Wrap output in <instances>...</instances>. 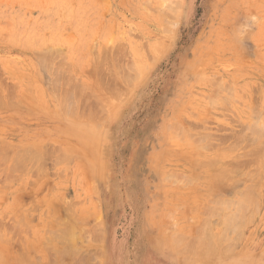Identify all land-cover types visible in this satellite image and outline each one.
Wrapping results in <instances>:
<instances>
[{
  "label": "rangeland",
  "instance_id": "1",
  "mask_svg": "<svg viewBox=\"0 0 264 264\" xmlns=\"http://www.w3.org/2000/svg\"><path fill=\"white\" fill-rule=\"evenodd\" d=\"M0 104V264H264V0H0Z\"/></svg>",
  "mask_w": 264,
  "mask_h": 264
},
{
  "label": "bare ground",
  "instance_id": "2",
  "mask_svg": "<svg viewBox=\"0 0 264 264\" xmlns=\"http://www.w3.org/2000/svg\"><path fill=\"white\" fill-rule=\"evenodd\" d=\"M172 2H173V1H172ZM170 3H171V2H170ZM42 54H43V53H42ZM47 54H48V53H47ZM51 54H53V53H51ZM59 54H60V53H59ZM101 54H105V52H103V53H101ZM40 55H41V53H40ZM40 55H39V56H40ZM43 55H44V54H43ZM48 55H49V54H48ZM55 55H56V54H55ZM109 55H110V54H109ZM52 56H53V55H52ZM101 56H103V55H101ZM50 57H51V56H50ZM44 58H46V61H47V58H49V57H45V56H44ZM44 58H43V59H44ZM53 58H56V57H53ZM102 58H103V57H102ZM102 58H101V60H102ZM105 58H106V55H105ZM107 58H108V55H107ZM57 59H58V58H57ZM61 59H62V58H61ZM103 59H104V58H103ZM94 60H95V59H94ZM50 61H51V59H50ZM52 61H53V59H52ZM99 61H100V60H99ZM39 62H40V59H39ZM44 62H45V60H44ZM59 62H60V61H57L56 63L59 64ZM61 62H62V61H61ZM106 62H107V61H106ZM40 63H41V62H40ZM63 63H64V62H63ZM101 63H102V61H100V64H101ZM47 64H48V63H47ZM102 64H103V63H102ZM55 65H56V64H55ZM97 65H98V64H97ZM109 65H111V64H109ZM109 65L107 64V66H109ZM40 66H41V65H40ZM60 66H62V65L60 64ZM68 66H69V65H68ZM101 66H102V65H101ZM101 66L99 65V67H101ZM107 66H106V67H107ZM46 67H47V65H46ZM55 67H56V66H55ZM65 67H67V66H65ZM102 67H103V66H102ZM102 67H101V68H102ZM59 68H60V67H58V69H59ZM68 68H69V67H68ZM110 68H111V67H110ZM47 69H48V68H47ZM54 69H55V68H54ZM56 69H57V68H56ZM58 69H57V70H58ZM64 69H65V68H64ZM88 69H89V68H88ZM97 69H98V66H97ZM114 69H115V67H114ZM60 70H61V69H60ZM99 70H102V69L99 68ZM104 70H105V69H104ZM106 70H107V69H106ZM50 71H51V70H50ZM50 71H49V72H50ZM62 71H63V70H62ZM64 71H66V70H64ZM107 71H108V70H107ZM109 71H110V70H109ZM43 72H44V71H43ZM46 72H47V71H46ZM60 72H61V71H60ZM60 72H59V73H60ZM66 72H67V71H66ZM69 72H70V71H69ZM69 72H67V74L70 76L71 74H69ZM48 74H49V73H48ZM56 74H57V73H56ZM60 74L62 75L63 72L60 73ZM52 75H54V74H52ZM95 75H96V74H95ZM59 76H60V75H59ZM59 76H58V78H59ZM101 76H103V74H102ZM61 77L63 78V76H61ZM95 77H96V76H95ZM51 78H53V77H51ZM56 78H57V77H56ZM65 78H66V76L64 75V79H65ZM72 78H73V77H72ZM98 78H99V77H98ZM123 78H124V77H123ZM53 79H54V78H53ZM69 79H71V78H69ZM74 79H75V78H74ZM101 79H102V78H101ZM61 80H62V79H61ZM97 80H98V79H97ZM97 80H96V81H97ZM102 80H103V79H102ZM102 80H101V82H102ZM77 81H78V80H77ZM52 82H53V81H52ZM52 82H50V84H51ZM54 82H56V81H54ZM62 82H63V81H62ZM64 82H66V81H64ZM68 82H70V80H68ZM72 82H73V79H72ZM58 83H59V82H58ZM70 83H71V82H70ZM73 83H74V82H73ZM98 83H99V81H98ZM67 84H68V83H67ZM74 84H77V83L75 82ZM62 85H63V83H62ZM69 85H70V84H69ZM78 85H79V84H78ZM91 85H92V84H91ZM100 85H101V84H100ZM102 85H103V82H102ZM107 85H109V84H107ZM55 86H56V85H55ZM67 86H68V85H67ZM79 86H80V85H79ZM105 86H106V84L104 85V87H105ZM80 87H82V86H80ZM106 87H107V86H106ZM106 87H105V89H106ZM108 87H109V86H108ZM54 88H55V87H54ZM61 88H62V87H61ZM86 88H87V86H86ZM74 89H75V88H73V90H74ZM77 89H83V88H79V87H78ZM77 89H75V90H77ZM107 89H108V88H107ZM109 89H110V88H109ZM60 90H61V89H60ZM60 90H59V91H60ZM64 90L67 91L66 89H63V91H64ZM71 90H72V89H71ZM87 90H88V88H87ZM103 90H104V89H103ZM54 91H55V89H54ZM65 91H64V92H65ZM68 91H69V89H68ZM68 91H67V93H68ZM77 91H78V90H77ZM89 91H90V90H89ZM110 91H111V89H110ZM74 92H75V91H74ZM74 92H73V93H74ZM100 92H101V91H100ZM61 93H62V90H61ZM67 93H65V94L68 95ZM69 93L71 94V91H70ZM80 93H81V92H80ZM93 93H94V92H92V94H93ZM101 93H102V92H101ZM54 94H55V92H54ZM65 94H64V95H65ZM76 94H77V95H76ZM76 94H74V95H76V96L79 95L78 93H76ZM81 94H82V93H81ZM92 94H91V96H92ZM102 94H103V93H102ZM6 95H7V94H6ZM58 95H59V94H58ZM61 95H63V94H60V96H61ZM85 95H86V94H85ZM95 95H96V94H95ZM110 95H111V94H110ZM8 96H9V95H8ZM11 96H12V95H11ZM80 96H81V95H80ZM89 96H90V94L88 95V97H89ZM5 97H6V96H5ZM63 97H64V96H63ZM72 97L74 98V96H72ZM93 97H95V96L93 95ZM93 97H92V98H93ZM97 97H99V96H97ZM6 98H7V97H6ZM75 98H76V97H75ZM75 98H74V99H75ZM80 98H81V97H80ZM86 98H87V96H86ZM60 99L63 100V98H61V97H60ZM78 99H79V97H78ZM81 99H83V98H81ZM88 99H89V98H87V102H88ZM94 99H95V98H94ZM83 100H84V99H83ZM99 100H100V99H99ZM70 101H71V100H69V102H70ZM93 101H95V100H93ZM93 101H92V103H93ZM26 102H27V101H26ZM57 102H58V101H57ZM63 102H64V101H63ZM63 102H62V103H63ZM66 102H67V101H66ZM66 102H65V103H66ZM76 102H77V101H76ZM87 102H86V104H87ZM13 103H14V102H13ZM67 103H68V102H67ZM67 103H66V104H67ZM6 104H7V103H6ZM11 104H12V103H11ZM63 104H64V103H63ZM73 104H74V103H73ZM75 104H76V103H75ZM0 105H1V104H0ZM68 105H69V104H68ZM68 105H67V106H68ZM83 105H84V104H83ZM87 105H88V104H87ZM87 105H86V106H87ZM97 105H98V107H100L99 104H97ZM8 106H9V105H8ZM69 106H70V105H69ZM89 106H90V105H89ZM9 107H10V106H9ZM60 107H61V106H60ZM62 107H63V106H62ZM71 108H72V107H71ZM73 108H74V107H73ZM66 109H69V108H66ZM66 109H65V110H66ZM80 109H81V108H80ZM86 109H87V108H86ZM63 110H64V108H63ZM63 110H62V111H63ZM71 110H72V109H71ZM71 110H69V111L71 112ZM76 110H77V109H76ZM78 110H79V109H78ZM81 111H82V109H81ZM88 111H89V109H88ZM76 112H77V111H76ZM71 113H72V112H71ZM74 113H75V112H74ZM78 113H79V112H78ZM66 114H67V112H66ZM72 114H73V113H72ZM67 115H68V114H67ZM76 115H77V114H76ZM72 117H75V116L72 115ZM76 117H77V116H76ZM252 125H254V124H252ZM250 126H251V125H250ZM255 126L257 127V124H256ZM255 126H254V127H255ZM261 127H262V126H261ZM261 127L258 126V129H259V128L261 129ZM251 128H252V127H251ZM256 129H257V128H256ZM258 129H257V130H258ZM254 130H255V129H254ZM262 130H263V129H262ZM255 131H256V130H255ZM256 132H257V133H255V135L261 133V132L258 133V131H256ZM263 132H264V130H263ZM263 132H262L261 134H263ZM248 134H249V133H248ZM248 134H247V135H248ZM261 134H260V135H261ZM252 135H253V133H252ZM260 135H259V137H260ZM263 135H264V134H263ZM263 135H261V137H262ZM205 136H206V135H205ZM256 136H257V135H256ZM237 137H238V136H237ZM250 137H251V136H250ZM250 137H249V138H250ZM259 137H257V139H258ZM235 138H236V137H235ZM235 138H234V139H235ZM238 138H239V137H238ZM241 138H242V137H241ZM243 138H244V137H243ZM245 138H246V137H245ZM247 138H248V137H247ZM251 138H252V137H251ZM260 139H261V138H260ZM262 139H263V138H262ZM241 140H242V139H241ZM255 140H256V139H255ZM239 141H240V139H239ZM252 141H254V140H252ZM257 141H258V140H257ZM263 141H264V140H263ZM236 142H237V140H236ZM255 142H256V141H255ZM246 143H247V142H246ZM259 143H260V141H259ZM262 143H263V142H261V143L259 144V146H261ZM249 144H251V143L249 142ZM249 144H248V145H249ZM253 144H254V143H253ZM253 144H252V145H253ZM245 146H246V145H245ZM262 146H263V144H262ZM263 147H264V146H263ZM263 147L260 148V149H261V150H259L260 153H258V152L255 153V151H254V153H255V154H260V155H261V151H262V153L264 152L263 149H262ZM254 148H256V147H254ZM252 149H253V148H252ZM258 149H259V148H258ZM26 150H28V149L26 148ZM31 150H32V149H31ZM255 150H256V149H255ZM28 151H29V150H28ZM249 151H251V150H249ZM6 152H8V151L6 150ZM25 152H26V151H24V154H25ZM30 152H31V151H29V154L32 153V152H31V153H30ZM35 152H36V151H35ZM40 152H41V151H40ZM251 152H252V151H251ZM21 153H22V152H21ZM254 153H253V154H254ZM3 154H4V153H3ZM3 154H2V155H3ZM24 154H23V155H24ZM27 154H28V152H27ZM27 154H26V155H27ZM29 154H28V155H29ZM34 154H35V153H34ZM38 154H39V153H38ZM41 154H42V153H41ZM248 154H249V153H248ZM253 154H251V155H253ZM263 154H264V153H263ZM28 155H27V156H28ZM8 156H9V155H8ZM31 156H32V155H31ZM255 156H256V155H255ZM15 157H16V155H15ZM32 157H35V156L33 155ZM32 157H30V158H32ZM40 157H41V156H40ZM247 157H248V156H247ZM249 157H251L250 154H249ZM253 157H254V156H253ZM253 157H252V162H254V161H253ZM1 158H2V157H1ZM22 158L25 159V156H24V157L22 156ZM255 158H257V157H254V159H255ZM24 159H23V160H24ZM28 159H29V157H28ZM34 159H35V158H34ZM36 159H37V157H36ZM262 159H263V158H262ZM17 160H18V159H17ZM18 161H19V160H18ZM24 161H25V160H24ZM248 161H249V160H248ZM256 161H257V160H256ZM261 161H262V160H261ZM5 162H6V161H5ZM5 162H4V163H5ZM21 162H22V161H21ZM235 162H238V161H235ZM16 163H17V162H16ZM18 163H19V162H18ZM22 163H24V162H22ZM238 163H239V162H238ZM256 163H257V162H256ZM244 164H245V163H244ZM16 165H17V164H16ZM233 165H234V163H233ZM240 165H241V164H240ZM229 167H230V166H229ZM233 167H235V166H233ZM233 167H232V168H233ZM263 167H264V166H263ZM34 168H35V167H34ZM236 168H237V166H236ZM239 168H240V167H239ZM263 169H264V168H263ZM228 170L230 171V169H228ZM234 170H235V169H234ZM237 170H238V169H237ZM224 171H225V170H224ZM229 171H228V172H229ZM221 172H222V174H223V171H221ZM233 172H234V171H233ZM225 173L227 174L226 171H225ZM229 173H230V172H229ZM237 173H238V171H237ZM222 174H220V176H222ZM217 175L219 176V173H217ZM227 175H228V174H227ZM238 175H239V174H238ZM220 176H219V177H220ZM229 176H230V175H229ZM213 177H214V176H213ZM219 177H218V179H219ZM223 177H224V176H223ZM226 177H227V176H226ZM226 177H225L224 179H223V178H222V179L225 180ZM215 178H216V177H215ZM215 178H213V180H214ZM220 178H221V177H220ZM228 178L230 179V177H228ZM228 178H227V180H228ZM218 179H217V180H218ZM214 181H215V180H214ZM218 181H219V180H218ZM219 182H220V181H219ZM220 183H221V182H220ZM221 184H222V183H221ZM254 184H255V183H254ZM217 185H218V183H217ZM257 185H258V184H257ZM214 186H215V185H214ZM248 186H250V185H248ZM251 186H253V185H251ZM246 187H247V186H246ZM248 189H249V188H248ZM257 189H258V188H257ZM249 190H250V189H249ZM215 192H216V191H215ZM252 192H253V191H252ZM255 192H256V191H255ZM237 195H238V194H237ZM240 195H241V194H240ZM246 195H247V194H246ZM247 196H249V195H247ZM253 196H255V195H253ZM215 197H216V196H215ZM250 197H251V196H250ZM240 198H241V197H240ZM238 199H239V198H238ZM238 199H237V200H238ZM249 199H250V198H249ZM252 199H253V198H251V201H252ZM255 199H256V198H255ZM216 200H217V199H216ZM232 200H233V199H232ZM244 201H245V200H244ZM246 201H247V200H246ZM253 201H254V200H253ZM253 201H252V202H253ZM217 202H218V201H217ZM230 202H231V201H230ZM230 202H229V203H228V202H224V203L229 204L228 207H229V206H232V209H233V207H234V206L232 205L233 203L230 204ZM249 202H250V201H249ZM249 202H248V203H249ZM224 203H223V204H224ZM235 203H236V202H235ZM237 203H238V202H237ZM237 203H236V204H237ZM239 203L241 204V202H239ZM250 203H251V202H250ZM215 204L218 205L216 202H215ZM220 204L222 205V202H221ZM240 204L237 205V206H238V209H239V205H240ZM221 205H220V207H224V206H221ZM244 205H245V204H244ZM249 205H250V204H249ZM214 207H215V206H213V208H214ZM217 207H218V206H217ZM225 207H226V205H225ZM228 207H227L226 210H228ZM244 207H245V206H244ZM209 208H210V207H209ZM213 208H212V209H213ZM236 208H237V207H236ZM246 208H247V207H246ZM215 209H216V208H215ZM221 209H222V208H221ZM232 209H229V210L232 211ZM240 209H241V208H240ZM218 210H219V208H218ZM218 210H217V211H218ZM226 210L223 209L222 212H224V211H226ZM233 210H234V209H233ZM236 210H237V209H236ZM246 210H247V209H246ZM220 211H221V210H219V212H220ZM209 212H211V211L209 210ZM215 212H216V211H215ZM227 212H229V211H227ZM232 212H233V211H232ZM232 212H231V213H232ZM236 212H237V211H236ZM247 212H248V211H247ZM205 213H206V212H205ZM220 213H221V212H220ZM231 213H230V214H231ZM241 213H242V212H241ZM208 214L210 215V214H212V213H208ZM244 214H245V213H244ZM204 215H205V214H204ZM213 215L216 216V214H214V212H213ZM213 215H212V216H213ZM228 215H229V214H228ZM212 216L210 215L209 217H212ZM225 216H226V215H225ZM234 216H235V219H236V216H238V215H234ZM240 216H241V215H240ZM204 217H205V216H204ZM204 217H203V218H204ZM220 217H222V218L224 217L223 213H222V216H220ZM229 217H230V216L226 217V218H228L226 222H227L229 225L232 224L233 222H236V221L238 220V217H237V220H236V221L234 220V218H229ZM218 218H219V217H218ZM226 218H224V219L226 220ZM208 219H209V218H208ZM202 220H203V219H202ZM220 220H222V219H220ZM239 220H240V219H239ZM53 221H55V220H53ZM212 221H213V220H212ZM215 221H216V220H215ZM207 222H208V221H206V219H205V223H207ZM222 222H224V220H223ZM222 222H221V223H222ZM226 222H224L223 225H225ZM52 223H53V222H52ZM57 223H58V222H57ZM209 223H210V221H209ZM209 223H208V224H209ZM214 223H215V222H214ZM242 223H243V221H242ZM54 224H55V223H54ZM208 224H207V225H208ZM212 224H213V223H212ZM228 224H227V225H228ZM238 224H239V223H238ZM217 225H218V224H217ZM219 225H220V223H219ZM219 225H218V226H219ZM223 225H222V226H223ZM227 225H225L227 229H228V228H231V226L228 227ZM233 225H234V224H233ZM239 225H240V224H239ZM239 225H238V226H239ZM53 226H54V225H53ZM208 226H209V225H208ZM218 226H217V227H218ZM220 226H221V225H220ZM238 226H237V228H239ZM240 226H241V225H240ZM242 226H244V225H242ZM242 226H241V227H242ZM65 227H66V226H65ZM65 227H64V229H65ZM70 227H71V226H68L67 228H68L69 231L71 232V230H72L73 228L71 229ZM72 227H73V226H72ZM199 227H200V226H199ZM206 227H207V226H206ZM210 227H211V226H210ZM235 227H236V226H234L233 228H231V229H230V232H231L232 230H234ZM241 227H240V228H241ZM54 228H55V227H54ZM223 228H224V226H223ZM226 228H225V229H226ZM59 229H60V228H59ZM64 229H63V231H64ZM68 229H65V230L68 231ZM70 229H71V230H70ZM227 229H226V230H227ZM0 230H1V228H0ZM51 230H53V229H51ZM73 230H74V229H73ZM210 230H211V229H210ZM223 230H224V229H223ZM226 230H225V231H226ZM236 230H237V229H235V231H236ZM53 231H54V230H53ZM197 231H198V230H197ZM197 231H195V232H197ZM200 231H201V229H200ZM207 231H208V230H207ZM225 231H223V232H225ZM237 231H238V230H237ZM57 232H58V230H57ZM61 232H62V231H61ZM227 232H229V231H227ZM233 232H234V231H233ZM233 232H232V233H233ZM239 232H240V231H239ZM68 233H69V232H68ZM68 233H66V234H67V237H68V235H69ZM72 233H73V231H72ZM72 233L70 234L71 236L73 235ZM197 233H198V232H197ZM201 233H202V232H200V234H197V235L194 236V238H195V237L197 238L198 235H199V237L204 235V236H203V239H202V237H200V238L198 237V238H199V239H197L198 241L195 240L196 238L193 239L194 241H192V239L190 238V239H188L187 242H186V241H185L186 239L183 237V238H184V239H183L184 241H183V242L181 241L182 243H180V240H181L180 238H177L176 240L173 239L171 242H175V243H176V241H177L179 244H182V246H181L182 248H183L184 246H186L187 243H188V247L191 248L192 244H194L195 241H196L195 244H197V242L199 243V242H200L199 240L202 239V240H205L206 243H207V241H210L212 247L214 248V245H215V244H212V243H213L212 241H215V243H217V241H218L219 243H221V242H225V241H226V240H223V238H222V239L220 238V235H221V234L219 235V237H216V235H214V236L217 238V239L215 238V239L217 240V241H216V240H214V239L212 238V236H210V235H213V234L207 232V233H209L210 235H209V234H203V233H202V234H203V235H202ZM241 233H242V232H241ZM241 233H240V234H241ZM55 234H56V233H55ZM62 234H63V233H62ZM62 234H61V235H62ZM223 234H224V233H223ZM228 234H229V233H228ZM233 234L235 235L236 232L233 233ZM51 235H52V234H51ZM70 235H69V236H70ZM237 235H238V234H237ZM0 236H1V235H0ZM62 236H66V235H65V231H64V235H62ZM217 236H218V235H217ZM224 236H225V235H223V237H224ZM238 236H239V235H238ZM240 236H241V235H240ZM50 237H51V236H50ZM225 237L228 238V240H230L229 237H227V236H225ZM225 237H224V238H225ZM0 238H1V237H0ZM60 238H61V237H60ZM65 238H66V237H65ZM65 238H64V240H65ZM68 238H71V237H68ZM68 238H67V239H68ZM226 238H225V239H226ZM67 239H66V240H67ZM219 239H220V240H219ZM71 240H72V238H71ZM71 240L69 239V242L72 243V245H73V242H71ZM222 240H223V241H222ZM57 241H58V240H57ZM59 241H62V240H59ZM232 241H233V240H230V242H232ZM66 242H68V241H66ZM230 242H229V243H230ZM64 243H65V242H64ZM64 243H63V244H64ZM70 243H69V244H70ZM175 243H174V244H175ZM178 243H176V244H178ZM206 243L204 242V244H206ZM174 244H173V246H174ZM185 244H186V245H185ZM199 244L201 245V244H203V242L201 241ZM207 244H210V243H207ZM207 244H206V245H207ZM217 244H218V243H217ZM234 244H235V243H234ZM72 245L70 244L68 247L70 248V246H72ZM197 245H198V244H197ZM197 245L194 246V248H195L194 250H197V249H198L199 252H198V251L190 252V251L188 250V247H187V248L184 247V248L187 249L188 251H185L184 249H181V250H184V251H185V254H184V252H182V251H181V252H182V253H181L179 250H177V252H176L175 248L177 247V249H179L177 245H176V247H175L173 250H175V252L177 253V254H176V253H175V254H176L177 256L180 255L179 252H180L181 254L185 255V257H186V255L188 254V253H186V252H189V254H190V253H191V254L193 253L192 256H194V257H190V259H191V258L196 259V257H197V259H198L199 257H201V254H202V257H203V256H207V257H208L209 255L211 256V258L213 257V256H212V255H213V252H211V250L208 248L209 246H210V248H211V245L207 246V248L205 247L206 245H204L205 248H204V247L201 248L202 251H204V252H202V251L200 252V248L197 247ZM220 245H221V244H220ZM223 245H224V244H223ZM231 245H232V244H231ZM179 246H180V245H179ZM224 246H228V242H227V245L225 244ZM224 246H223V247H224ZM232 246H233V245H232ZM60 247H61V246H60ZM64 247L66 248V246H64ZM64 247L60 248L61 250H60L59 248H58V249L56 248V249H57V251H58V250H60V251L63 250V252L66 254L67 251L64 250ZM201 247H202V246H201ZM217 247H218V245H217ZM217 247L215 246V248H217ZM229 247H230V246H228V248H229ZM69 248H66V249L68 250ZM196 248H197V249H196ZM213 248H211V249H213ZM226 248H227V247H224L223 249H226ZM56 249H53V251L56 250ZM71 249H72V248H71ZM203 249H204V250H203ZM73 250H74V249H72V251H73ZM75 250H78V249H75ZM44 251H45V250H44ZM57 251H55V252H57ZM68 251H69V250H68ZM70 251H71V250H70ZM78 251H79V250H78ZM178 251H179V252H178ZM220 251H221V249H220ZM48 252H49V251H48ZM63 252H61L62 257H60V254H57L58 252L56 253V254H57V259H58V260H59L58 257H60L61 261H62V260H66V258H63V256L66 257V255H64ZM221 252H222V251H221ZM49 253H50V252H49ZM49 253H47L46 255H48ZM59 253H60V252H59ZM70 253H72V252H70ZM56 254H55V255H56ZM67 254H68V253H67ZM74 254H75V253H74ZM189 254H188V256H189ZM195 254H197V255H195ZM199 254H200V255H199ZM215 254H216V253H215ZM215 254H214V255H215ZM221 254H222V253H221ZM75 255H76V254H75ZM75 255H74V256H75ZM77 255H78V254H77ZM183 255H182V256H183ZM48 256H49V255H48ZM190 256H191V255H190ZM70 257H71V255H70ZM72 257H73V254H72ZM79 257H80V256H79ZM202 257H201V260H204L205 257H203V259H202ZM207 257H206V258H207ZM62 258H63V259H62ZM68 258H69V257H68ZM177 258H178V257H177ZM183 258H184V257H181V260H179L180 258L178 259V260H179L178 264H181L180 261L182 262V261L185 260V258H184V260H182ZM186 258H187V257H186ZM57 259H55V260H57ZM73 259H75V258H73ZM79 259H80V258H79ZM188 259H189V258H188ZM188 259H186L188 262H189V261H190V262H191V261H193V262H194V261H197V259H196V260H193V259H192V260H188ZM84 260H85V258H84ZM71 261H72V260H71ZM57 262H59V261H57ZM62 262H63V261H62ZM190 262H189V264H193V263H190ZM197 262H198V261H197ZM59 263H60V262H59ZM59 263H58V264H59ZM64 263H66V262H64ZM64 263H63V264H64ZM185 263H187V262H185ZM56 264H57V263H56ZM60 264H61V263H60ZM69 264H70V262H69ZM78 264H79V263H78ZM182 264H183V263H182Z\"/></svg>",
  "mask_w": 264,
  "mask_h": 264
}]
</instances>
